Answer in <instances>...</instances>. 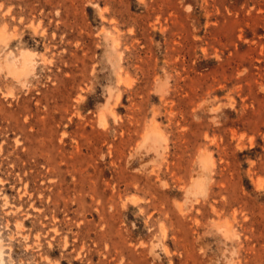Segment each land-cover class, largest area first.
<instances>
[{
	"label": "rangeland",
	"instance_id": "rangeland-1",
	"mask_svg": "<svg viewBox=\"0 0 264 264\" xmlns=\"http://www.w3.org/2000/svg\"><path fill=\"white\" fill-rule=\"evenodd\" d=\"M0 252L264 264V0H0Z\"/></svg>",
	"mask_w": 264,
	"mask_h": 264
},
{
	"label": "bare ground",
	"instance_id": "bare-ground-1",
	"mask_svg": "<svg viewBox=\"0 0 264 264\" xmlns=\"http://www.w3.org/2000/svg\"><path fill=\"white\" fill-rule=\"evenodd\" d=\"M28 58H29V55H28ZM21 59H22V58H21ZM25 59H26V58H25ZM10 62H11V61H10ZM22 62H24V61H22ZM30 62H31V61H30ZM27 63H28V62H27ZM27 63H26V62H25L24 64H23V63H22V64L20 63L19 66L22 65V66H23V69H24V71H25V70H27L28 67H29V66L27 67V65H28ZM13 64H14V63H13ZM13 64H11V66H12ZM4 65H5V64H4ZM14 65H15V64H14ZM29 65H30V63H29ZM8 66H10V65H7V68H6V66H5V68H6L5 70H6V71H7V69H8V71H9V69H11V67L8 68ZM31 67H32V66H31ZM14 68H16V67L14 66L12 69H14ZM18 69H19V68H18ZM21 69H22V68H21ZM23 69H22V70H23ZM16 70H17V68H16ZM16 70H14V71L16 72V75H17V72H21V71H22V70H21V71H20V70H17V71H16ZM14 71H13V72H14ZM15 72H14V73H15ZM27 72H28V74H29V71H28V70H27ZM14 73H12V74H14ZM21 73H22V72H21ZM22 74H23V73H22ZM22 76H24V75H22ZM19 78H20V77H19ZM102 118H103V117H102ZM206 177H207V176H206ZM199 179H200V178H199ZM198 185H199V184H198ZM201 185H202V184H201ZM204 185H205V184H204ZM196 188H197V187H196ZM203 188H205V187H203ZM197 190H198V189H197ZM201 194H202V193H201ZM1 254H2V253L0 252V256H1Z\"/></svg>",
	"mask_w": 264,
	"mask_h": 264
}]
</instances>
